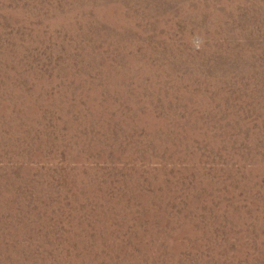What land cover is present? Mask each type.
I'll return each mask as SVG.
<instances>
[{
	"label": "rangeland",
	"instance_id": "rangeland-1",
	"mask_svg": "<svg viewBox=\"0 0 264 264\" xmlns=\"http://www.w3.org/2000/svg\"><path fill=\"white\" fill-rule=\"evenodd\" d=\"M0 264H264V0H0Z\"/></svg>",
	"mask_w": 264,
	"mask_h": 264
}]
</instances>
